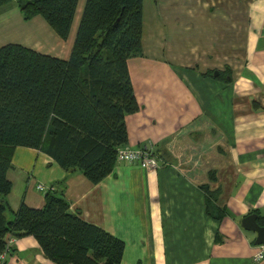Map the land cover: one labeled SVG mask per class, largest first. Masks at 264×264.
I'll list each match as a JSON object with an SVG mask.
<instances>
[{
	"label": "crops",
	"instance_id": "crops-1",
	"mask_svg": "<svg viewBox=\"0 0 264 264\" xmlns=\"http://www.w3.org/2000/svg\"><path fill=\"white\" fill-rule=\"evenodd\" d=\"M86 2L66 41L32 19L42 31L32 46L7 42L20 38L5 34L12 19L23 20L7 5L0 45L68 60ZM142 49L129 61L140 109L126 117L127 147L152 150L158 168L118 163L94 185L19 147L6 201L14 212L22 203L41 209L37 186L57 185L73 213L124 241L121 264H264L254 260L257 234L242 226L251 214L264 220V0H144ZM205 185L226 209L219 221L207 214ZM10 249L8 264H53L33 237Z\"/></svg>",
	"mask_w": 264,
	"mask_h": 264
},
{
	"label": "trees",
	"instance_id": "trees-1",
	"mask_svg": "<svg viewBox=\"0 0 264 264\" xmlns=\"http://www.w3.org/2000/svg\"><path fill=\"white\" fill-rule=\"evenodd\" d=\"M143 1L87 0L68 60L21 44L0 47V264H8L10 241L26 237L53 264L122 263L124 241L73 213L57 185H49L43 208L22 203L12 211L8 173L19 147L46 154L94 185L113 173L118 151L129 143L126 117L140 109L129 61L142 56ZM78 2L0 0V9L16 4L24 21L40 16L66 41ZM201 188L207 214L221 220L227 212L218 191Z\"/></svg>",
	"mask_w": 264,
	"mask_h": 264
},
{
	"label": "built area",
	"instance_id": "built-area-1",
	"mask_svg": "<svg viewBox=\"0 0 264 264\" xmlns=\"http://www.w3.org/2000/svg\"><path fill=\"white\" fill-rule=\"evenodd\" d=\"M117 160L118 163L137 164L146 170L157 169L159 165L156 154L150 149L135 150L129 147H123L118 151ZM37 190L45 195L49 191V186L39 184ZM11 243L12 240L9 245H11ZM257 248L254 260L256 262H261L264 260V244L259 245Z\"/></svg>",
	"mask_w": 264,
	"mask_h": 264
},
{
	"label": "rangeland",
	"instance_id": "rangeland-1",
	"mask_svg": "<svg viewBox=\"0 0 264 264\" xmlns=\"http://www.w3.org/2000/svg\"><path fill=\"white\" fill-rule=\"evenodd\" d=\"M37 20H42V19L38 17ZM39 22L40 21H37V23H39ZM11 23L13 24L12 29H10L9 31L7 30V32L5 34L9 35V36H14V35L20 36V38L11 37V38L6 39L7 42H12V41L18 40L16 42L22 43L23 45H26V46H32L34 44H37L38 41L41 39L40 36H41L42 31L39 29L38 24L34 23V21L26 22L22 19H21V21H19L18 19L13 18ZM46 26H47L48 30H51L48 27V25H46ZM43 40H45V39H43ZM0 46H2V45H0Z\"/></svg>",
	"mask_w": 264,
	"mask_h": 264
},
{
	"label": "water",
	"instance_id": "water-1",
	"mask_svg": "<svg viewBox=\"0 0 264 264\" xmlns=\"http://www.w3.org/2000/svg\"><path fill=\"white\" fill-rule=\"evenodd\" d=\"M242 226L246 231L257 234L255 241L257 246L264 244V220H261L257 214H251L244 218L242 220Z\"/></svg>",
	"mask_w": 264,
	"mask_h": 264
}]
</instances>
